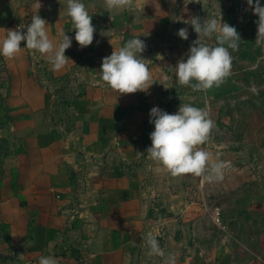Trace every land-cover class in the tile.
<instances>
[{
  "label": "crops",
  "instance_id": "crops-1",
  "mask_svg": "<svg viewBox=\"0 0 264 264\" xmlns=\"http://www.w3.org/2000/svg\"><path fill=\"white\" fill-rule=\"evenodd\" d=\"M82 2L95 27L85 48L75 41L67 0H40L39 10L37 0H0V39L7 29L26 33L39 14L50 39L58 42L64 32L72 41L65 51L71 61L60 70L27 48L13 59L0 56V264H39L41 256L60 264H164L148 255L150 226H157L159 244L175 254V264H264V224H257L264 216L263 181L247 154L260 143L262 125L248 138L245 128L255 120L240 107L259 103L264 88L258 17L247 0H199L204 16L194 0H141L145 5L131 10ZM214 10L242 41L229 49L225 82L194 92L175 76L197 38L183 21L213 18ZM181 28L188 29L187 40L178 36ZM132 38L147 45L141 56L152 61L154 83L147 92L119 95L100 82L99 69ZM169 82L173 88L166 89ZM180 104L204 108L214 121L201 147L228 162L222 181L173 177L148 158L150 110L174 114Z\"/></svg>",
  "mask_w": 264,
  "mask_h": 264
},
{
  "label": "clouds",
  "instance_id": "clouds-1",
  "mask_svg": "<svg viewBox=\"0 0 264 264\" xmlns=\"http://www.w3.org/2000/svg\"><path fill=\"white\" fill-rule=\"evenodd\" d=\"M104 3L109 10H131L145 5L141 4V0H104ZM171 3L174 4L175 0H171ZM247 3L258 17L255 44L264 50V6H261L260 0H247ZM41 6L40 0H37V10ZM67 16L71 19L78 45L81 48L90 46L95 27L88 7L82 0H67ZM183 22L191 25L197 39L192 42L187 59H180L175 66L176 82L190 87L194 92L206 93L213 87H220L231 73L233 57L229 49L238 50L242 41L237 29L223 22L221 13L219 18H206L203 22L198 16H190ZM47 26L44 18L34 14L26 33L21 28L5 30L4 37L0 39V56L13 59L23 48H27L46 56L54 70L62 69L71 61L65 51L71 47L72 41L66 33L61 32V39L54 42L49 37ZM177 34L183 40L188 39L187 28L179 29ZM213 40L214 43L211 42ZM22 41H26L25 47H21ZM146 47L143 40L132 38L118 50L114 49L110 56L102 59L100 82L119 95L147 92L154 82L149 69L152 61L141 56ZM156 59L163 60L164 57L157 54ZM162 85L166 89L173 88L170 82ZM149 115V123L154 125V130L150 133L151 146L146 152L148 158L157 165L158 172L166 171L173 177L187 174L204 176L209 182L223 180L228 162L213 159L212 154L201 147L209 141L215 127L206 109L180 104L174 114L153 107ZM157 237L158 230L148 233L145 241L148 255L164 258V264H175V254L166 255ZM39 264L60 262L53 256H41Z\"/></svg>",
  "mask_w": 264,
  "mask_h": 264
},
{
  "label": "rangeland",
  "instance_id": "rangeland-1",
  "mask_svg": "<svg viewBox=\"0 0 264 264\" xmlns=\"http://www.w3.org/2000/svg\"><path fill=\"white\" fill-rule=\"evenodd\" d=\"M261 101L256 104L241 103L240 107L246 108V115L254 117V126H246L245 131L247 132L248 138H252V133L255 128L259 125H262L261 128V135L258 136L260 143L258 145L254 144L250 146L248 150V155L250 159H255L259 163V167H257V173L261 176L263 181L262 191L264 192V88L261 90ZM255 112V114H254ZM253 128V129H252ZM248 224V223H247ZM257 224H264V216H259L257 219ZM243 229H247L246 225L244 224ZM245 231V230H244Z\"/></svg>",
  "mask_w": 264,
  "mask_h": 264
},
{
  "label": "built area",
  "instance_id": "built-area-1",
  "mask_svg": "<svg viewBox=\"0 0 264 264\" xmlns=\"http://www.w3.org/2000/svg\"><path fill=\"white\" fill-rule=\"evenodd\" d=\"M199 1V0H198ZM194 3H195V10H196V13H197V15L198 16H204L205 14H206V11H205V9L198 3V2H196V0H194ZM217 12L218 11H216V10H214V11H210V15H211V17H212V15H214L213 17H215V18H219V15H217ZM240 12H241V14L242 13H244V7L242 6V7H240ZM222 16V15H221ZM204 19H202L201 21H203ZM197 38H195L194 40H196ZM193 40V41H194ZM192 41V42H193ZM74 213L75 214H77V215H82V213H81V211L79 210V209H74ZM154 227H157V226H150V228H149V230L147 231V233H149V232H152L153 231V228Z\"/></svg>",
  "mask_w": 264,
  "mask_h": 264
}]
</instances>
